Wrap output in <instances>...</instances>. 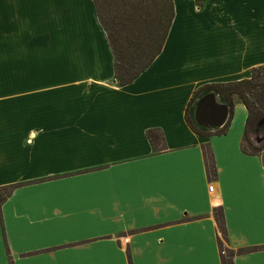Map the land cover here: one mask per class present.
Segmentation results:
<instances>
[{"label":"crops","instance_id":"0c3cea01","mask_svg":"<svg viewBox=\"0 0 264 264\" xmlns=\"http://www.w3.org/2000/svg\"><path fill=\"white\" fill-rule=\"evenodd\" d=\"M173 1L161 53L120 86L93 0H0V264H223V240L264 264L245 105L225 134L186 121L201 87L264 65V0Z\"/></svg>","mask_w":264,"mask_h":264},{"label":"trees","instance_id":"16d2710c","mask_svg":"<svg viewBox=\"0 0 264 264\" xmlns=\"http://www.w3.org/2000/svg\"><path fill=\"white\" fill-rule=\"evenodd\" d=\"M97 16L106 32L113 51L114 75L120 86L136 80L161 53L175 16L173 0H93ZM214 93L219 101L229 108L228 119L219 128L199 126L194 118L198 100L207 93ZM239 99L248 111L242 149L248 155L264 153V142L256 145L252 134L264 132V65L251 70L250 78L211 83L201 87L192 97L186 121L190 128L202 136L225 134L234 114L235 100ZM147 136L154 148L158 147L162 134L158 130H148ZM209 174L214 173L211 158L205 151ZM15 185L0 188V205L11 194ZM221 209L216 216L221 221ZM222 249V263L234 264V252Z\"/></svg>","mask_w":264,"mask_h":264},{"label":"water","instance_id":"95a60500","mask_svg":"<svg viewBox=\"0 0 264 264\" xmlns=\"http://www.w3.org/2000/svg\"><path fill=\"white\" fill-rule=\"evenodd\" d=\"M229 108L220 102L214 93H207L202 96L195 108L194 118L196 123L205 128H219L228 119Z\"/></svg>","mask_w":264,"mask_h":264},{"label":"rangeland","instance_id":"374dc122","mask_svg":"<svg viewBox=\"0 0 264 264\" xmlns=\"http://www.w3.org/2000/svg\"><path fill=\"white\" fill-rule=\"evenodd\" d=\"M251 138H252V141L256 145H259V144H261V143L264 142V132H257L256 134H252ZM222 244H223L224 248H227V245L225 244V241L224 240L222 241Z\"/></svg>","mask_w":264,"mask_h":264},{"label":"built area","instance_id":"2783aa9c","mask_svg":"<svg viewBox=\"0 0 264 264\" xmlns=\"http://www.w3.org/2000/svg\"><path fill=\"white\" fill-rule=\"evenodd\" d=\"M213 185H210V187H209V189H210V191H213Z\"/></svg>","mask_w":264,"mask_h":264}]
</instances>
